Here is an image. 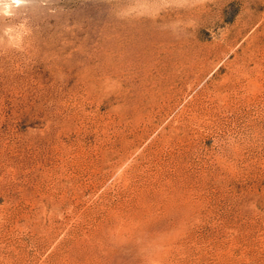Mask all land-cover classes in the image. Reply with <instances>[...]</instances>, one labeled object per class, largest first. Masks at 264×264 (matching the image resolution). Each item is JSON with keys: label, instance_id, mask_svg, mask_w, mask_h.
Here are the masks:
<instances>
[{"label": "rangeland", "instance_id": "374dc122", "mask_svg": "<svg viewBox=\"0 0 264 264\" xmlns=\"http://www.w3.org/2000/svg\"><path fill=\"white\" fill-rule=\"evenodd\" d=\"M0 264H264V0H0Z\"/></svg>", "mask_w": 264, "mask_h": 264}]
</instances>
